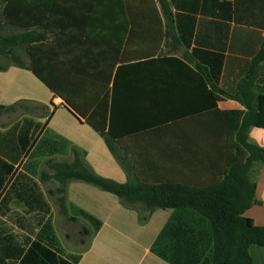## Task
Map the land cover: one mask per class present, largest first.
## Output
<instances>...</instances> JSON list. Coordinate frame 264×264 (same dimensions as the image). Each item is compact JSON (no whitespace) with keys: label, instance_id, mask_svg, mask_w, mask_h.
I'll list each match as a JSON object with an SVG mask.
<instances>
[{"label":"crops","instance_id":"crops-1","mask_svg":"<svg viewBox=\"0 0 264 264\" xmlns=\"http://www.w3.org/2000/svg\"><path fill=\"white\" fill-rule=\"evenodd\" d=\"M7 1L27 11L33 37L43 36L17 49L21 62L57 93L33 72L0 58L6 67L0 71V119L18 114L0 127V161L12 167L0 188V257L13 251L7 236L14 245L33 241L45 223L64 249L40 183L56 185L47 193L59 188L41 176L51 177L55 163L71 162L74 149L95 174L120 184L130 178L196 187L222 178L230 136L219 113L243 110L222 93L235 94L248 75L255 88H264V60L253 67L264 43V0ZM24 104L39 106V116ZM99 107L109 112L124 167L85 122ZM25 134L31 146L22 150ZM248 142L264 149V129L250 128ZM43 160L52 173L36 179L33 170ZM250 177L255 203L244 216L264 227V164H255ZM65 200L68 215L56 204L57 213L70 222L81 219L79 235L88 230L76 255L70 248L62 257L78 256L77 264H170L151 249L171 220L180 227V240L196 242L200 256L206 249L201 259L210 254V226L191 210L156 209L141 223L143 205L127 208L115 195L81 181L66 183ZM80 212L100 228L95 231ZM19 230L27 233L26 241L12 236ZM249 254L253 264H264V246L252 245Z\"/></svg>","mask_w":264,"mask_h":264},{"label":"trees","instance_id":"trees-1","mask_svg":"<svg viewBox=\"0 0 264 264\" xmlns=\"http://www.w3.org/2000/svg\"><path fill=\"white\" fill-rule=\"evenodd\" d=\"M30 25L26 10L21 11L7 0H0V58L6 60L7 65H16L33 72L56 94L50 83L43 80L31 65L21 62L17 53L18 48L27 49L31 42L43 39V36L35 38L29 33ZM17 30H22V33L15 32ZM262 60L264 43L253 60V67ZM5 68L0 66V71ZM222 95L237 101L243 107V110L219 113L226 121L230 136L229 156L219 174L222 178L196 187L173 183L133 182L130 178L126 183L120 184L95 174L83 160L84 154L74 149L71 162L55 163L51 166V177L45 174L41 176L42 180L52 179L60 184L55 191L49 192L50 195H57L55 202L59 213L68 215L65 202L66 183L81 181L115 195L127 208H133L135 203L143 205L147 213L139 216L141 223H145L150 212L156 209L191 210L204 218L210 226L211 250L209 256L203 259L201 257L206 249H200V256L198 250H195L196 242L180 240V227L172 220L160 232L151 251L170 264H253L249 248L252 245L264 246V227L255 225L244 213L255 203V184L251 180L250 172L255 164H264V149L248 142V131L252 127L264 129V88H255L254 78L248 75L238 83L235 94ZM212 97L217 101L215 95ZM5 109L10 111L13 107ZM85 122L99 134L111 155L124 167V161L118 154L116 142L109 131L110 118L107 109H95L85 118ZM20 139L22 150L31 146V138L26 134ZM0 170L3 174L0 178L1 188L12 167L0 161ZM80 214L95 231L100 228L101 223L98 220L83 212ZM71 220L74 221V218ZM81 234L88 235V230L82 228ZM5 242L13 251L10 255L0 257V264H7L6 261L10 259L16 264H77L79 260L78 256L62 258L59 255L60 249L49 223L44 224L33 241L14 245L7 236Z\"/></svg>","mask_w":264,"mask_h":264},{"label":"rangeland","instance_id":"rangeland-1","mask_svg":"<svg viewBox=\"0 0 264 264\" xmlns=\"http://www.w3.org/2000/svg\"><path fill=\"white\" fill-rule=\"evenodd\" d=\"M26 110L28 111L29 109L32 110V112L30 114H32L33 116H39L40 114V109L39 106L34 105V104H24ZM18 116V114L12 115L10 117H4L0 119V127L1 126H7L8 124L13 123L14 119ZM52 160H57L60 161L61 159L56 157V158H52ZM48 162L47 161H40L38 163V165L36 166V171L34 168V173H35V177L36 179H38V176L41 172L46 171V173H52L51 170L48 169ZM33 169V167L31 168ZM42 190L46 193L47 198H48V202L50 204L51 207V221L52 218H54L53 222H52V227L54 230V234L56 233L57 237L59 238V240L61 239V242L63 243L64 249L60 248V255L61 257H67V253L68 251H70L69 249L72 248L74 250V255H76V253L78 252V250L75 249V246H77V244L81 241L80 239H83L84 236L83 235H79L77 232L80 230V226L82 224H84V222L80 219L78 222H70L68 218L62 217L57 213V207H56V203L54 201V199L57 197L54 196L51 197V195L49 193H47L50 190H54V188L56 187V185L52 182H48V183H40ZM1 197L2 195L0 194V208H1ZM11 208H15L14 204H10L9 205ZM0 218H1V214H0ZM1 221H0V226H1ZM8 228H10V226H7ZM38 228V227H37ZM11 232V231H10ZM12 236L15 238V240H19V241H26V239H28V237H26L25 234L22 232L21 230L19 231H13V233H11ZM60 247V246H59Z\"/></svg>","mask_w":264,"mask_h":264}]
</instances>
